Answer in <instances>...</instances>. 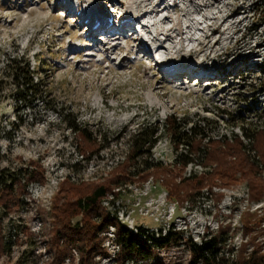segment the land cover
Wrapping results in <instances>:
<instances>
[{"label": "rangeland", "instance_id": "obj_1", "mask_svg": "<svg viewBox=\"0 0 264 264\" xmlns=\"http://www.w3.org/2000/svg\"><path fill=\"white\" fill-rule=\"evenodd\" d=\"M134 1H140L141 6L145 3L149 21L161 19L151 29L168 50L149 56L151 62L168 61L185 70L202 69L205 78L166 79L158 66L144 61L145 54L138 51L142 46L128 42L129 47L107 52L106 46L97 42L100 35L94 36L93 31L85 34V29L79 28L85 19L83 13L76 18L65 16L66 9L76 10L78 2L81 11L90 3L98 4L102 18L105 14L113 16L114 9L119 8L129 17L137 13ZM167 1L114 0L108 5L107 0H71L60 9L58 0H0V63L14 50L26 53L30 65L39 67L35 78L41 80L46 91L31 108L17 110L11 96L13 87L7 85L0 101V168L23 172L31 168V161H38L44 174V182L34 181L27 186L19 207L8 212L0 208L2 231L10 242L0 264L50 262L47 212L58 182L66 175L73 180L105 176L122 159L129 136L139 122L159 125L161 133L148 160L163 164L172 163L176 155L171 139L163 131L166 115L174 114L194 124L208 117L211 123L205 130L216 135H230V123L238 113L247 121L264 125V0H170L172 5ZM158 10L162 11L157 13ZM224 18L219 31H212V26ZM133 23L140 29L137 21ZM180 28L185 31L182 37L177 33ZM129 31L124 32L127 40L131 39L126 34ZM165 33L174 37H165ZM133 36L142 37L140 33ZM78 37L90 48L83 46ZM214 39L218 42L212 44ZM182 42L192 51L176 52ZM119 44H125L124 40ZM82 46L85 51L80 53L77 50ZM71 49L77 52L70 54ZM218 108L232 112V121L221 119ZM72 120L104 138L106 147L89 161L78 154L76 140L66 125ZM233 131L239 133L237 128ZM203 169L195 159L184 175ZM214 190L224 193L217 204L207 191L193 203L178 204L166 196L164 186L148 179L142 184L123 185L114 201L103 205L115 211L132 232H137L139 226L156 232L172 225L198 242L206 228L212 234L218 225H229V232L222 236L219 255L224 257L222 264H233L234 251L227 248L247 239L241 231L240 215L243 210L261 207L263 201L248 202L246 184L241 180L231 188ZM23 227L32 235H26ZM254 233L263 243L264 230L256 228ZM109 236L111 232L104 234L102 244L106 254H97L94 264H116V249ZM188 261L189 252L180 244L155 249L136 264ZM65 264H77V259Z\"/></svg>", "mask_w": 264, "mask_h": 264}, {"label": "trees", "instance_id": "obj_2", "mask_svg": "<svg viewBox=\"0 0 264 264\" xmlns=\"http://www.w3.org/2000/svg\"><path fill=\"white\" fill-rule=\"evenodd\" d=\"M41 65L46 66L44 62ZM38 69L30 65L26 53L14 50L4 56L0 63V101L7 85L13 87L11 96L17 110L19 107L31 108L35 100L41 101L46 91L41 80L35 78ZM253 113L256 115L255 111ZM218 116L231 122L233 113L218 108ZM244 117L240 113L235 115L234 122L230 123V135H216L205 130L211 123L208 117H202L194 124L190 120L181 121L174 114L166 115L163 131L176 151L173 162L166 164L148 160L161 133L159 125L139 122L129 136L122 159L105 176L81 180L64 176L50 198L47 212V246L52 252L48 264H65L75 259L77 264H94L97 254H106L102 244L104 234L111 226L114 228L113 240L118 245L114 255L116 264H136L155 249H168L171 245L180 244H184L189 252L187 264H222L224 257L219 255L223 248L222 236L229 232V225H218L212 234L206 228L198 242L184 236L182 230L172 225L165 231L159 228L150 232L148 228L139 226L137 232H132L122 224L115 211L103 205L105 200L114 201L123 185L142 184L148 179L164 186L166 196L178 204L193 203L203 191H207L217 204L224 193L214 188H231L240 180L244 181L247 201H263V205L242 211L241 231L247 239L227 249L234 251L233 264H264V242L257 241L256 234H253L256 228L264 230V225H261L264 222V125L252 123ZM66 125L76 140L81 159L89 161L106 147L104 138L80 121L72 120ZM233 128H237L239 133ZM182 147L185 149L179 151ZM195 159L204 169L185 176L187 166ZM30 163L31 168L23 172H6L5 168H0V208L5 212L22 204L30 183L44 182L41 164L38 161ZM22 230L26 235H32L27 228ZM9 243L0 220V258L6 253Z\"/></svg>", "mask_w": 264, "mask_h": 264}, {"label": "bare ground", "instance_id": "obj_3", "mask_svg": "<svg viewBox=\"0 0 264 264\" xmlns=\"http://www.w3.org/2000/svg\"><path fill=\"white\" fill-rule=\"evenodd\" d=\"M58 1L59 2L57 3V6L60 9L66 8V3H71V0H58ZM113 1L114 0H107L108 5H111ZM134 2L136 4V7L141 6L140 1H134ZM136 7H135V9H136L135 12H137V13L131 14V16H129V17L125 16L122 12H121V14L123 16L124 22L126 21V23H127L128 19H133L139 23L140 34L142 36L140 40L133 39V38L130 40H127L124 33H121L120 35H116L114 33V31L111 34H108V32L112 31L116 25L115 24L110 25V22H107L108 18H109V16L106 17L107 14H105V17L103 16V18H102L101 14H99V12H98V4L90 3L88 6L86 5L82 9V11L80 10L79 7L77 8V10H73L72 8H68V9H66L65 16L69 17V18L70 17L76 18L78 13H81V14L83 13L82 16L85 19H84V21H82V23H79V28L85 29V34L86 33L89 34L90 31H94V30L99 29L98 32L95 34L97 36H99V35L101 36L99 39H97V42L100 43L101 45L106 46L105 51L107 50V52L109 50H111V48H113V50L114 49L121 50L122 48L129 47L130 44L128 42H134L136 45L142 46V47H138V51L139 50L142 51L143 54H145L147 56L159 54L160 52H157V51L161 50V49H163V51L166 52L168 50L167 46L164 44V42L160 38H158L156 36L157 32L154 34L152 29H151L152 26L155 23H157L158 21H161V19L157 18V19H154L152 21H149V19H147L145 16L148 13V10H146L145 3L139 9ZM163 9H165V6H163L162 10ZM162 10H160V11H162ZM236 10H238V8H236ZM236 10L234 12H232L230 15L235 14L237 12ZM114 11L116 12V11H121V10L114 9ZM160 11L158 10L157 13ZM110 18H111V16H110ZM74 21L76 22V20H74ZM224 21H225V18L217 21L215 23V25L212 26V31H219V29L221 28V25L223 24ZM129 23L127 25H129ZM122 25L125 26L126 24L123 23ZM168 30L169 29H167V31ZM184 32L185 31L180 28L179 32H177V33L182 37V34ZM160 33H163V32L160 31ZM102 36L104 38H102ZM165 37H171L172 38L174 36H172V34H166L165 33ZM209 37H210V35H205V38L208 39ZM121 40H124V42H125V44H123L122 46H120V44H119V41H121ZM95 41H96V39H95ZM217 42H218V39H214L212 41V44L217 43ZM200 46H202V45H200ZM77 51L81 53V52L85 51V47H81ZM191 51H192V48L188 47L187 45L183 44V42H182L181 47L176 52L187 53V52H191ZM162 64L165 65L167 67V69L169 70V72L160 71L162 76H164L166 79L177 80V79H180V77L182 75L186 74V72H184L183 70L180 69V68H183L182 66L174 67L168 61L162 62ZM192 71H194V68L193 69L189 68L187 72L189 74H191ZM201 71H202V69H201ZM206 76L207 75L202 73L199 80L202 79L203 77H206ZM188 79L192 80L193 78L188 77Z\"/></svg>", "mask_w": 264, "mask_h": 264}, {"label": "built area", "instance_id": "obj_4", "mask_svg": "<svg viewBox=\"0 0 264 264\" xmlns=\"http://www.w3.org/2000/svg\"><path fill=\"white\" fill-rule=\"evenodd\" d=\"M103 203L108 204V202L106 200ZM110 228L112 229V231H108L106 233H110L111 232L112 236H109V237H111V242H112L111 244H112V246H114L113 248H115L116 251H117L118 250V245L113 240V236H114L113 231H114V228L111 226V227H109V230H110ZM165 229L166 228H164L163 231H165Z\"/></svg>", "mask_w": 264, "mask_h": 264}]
</instances>
